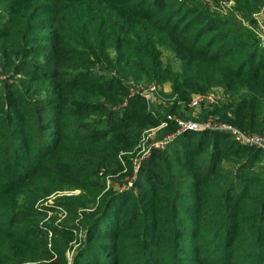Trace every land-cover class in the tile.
<instances>
[{
	"label": "rangeland",
	"instance_id": "obj_1",
	"mask_svg": "<svg viewBox=\"0 0 264 264\" xmlns=\"http://www.w3.org/2000/svg\"><path fill=\"white\" fill-rule=\"evenodd\" d=\"M152 1L0 0V264L261 263L264 151L227 133L234 148L214 158L211 130L180 129L224 123L228 94L175 55L194 33L202 49L207 18L225 34L212 51L263 48L264 0ZM120 44L159 76L123 78ZM209 92L213 105H190Z\"/></svg>",
	"mask_w": 264,
	"mask_h": 264
},
{
	"label": "trees",
	"instance_id": "obj_2",
	"mask_svg": "<svg viewBox=\"0 0 264 264\" xmlns=\"http://www.w3.org/2000/svg\"><path fill=\"white\" fill-rule=\"evenodd\" d=\"M151 4L154 9L158 10H161L164 7L163 0H153ZM184 11H186L185 17L191 16L193 13L197 12L193 8L185 9ZM162 29L164 30V27H162ZM201 31L202 34L208 36L207 39L199 43L200 46H202V49H193L198 44L197 42H199L197 41L199 36H197V33H194L195 37L194 40L190 42L191 45L189 43L181 44L184 46V49L183 51H178L175 57L180 61L189 59V61L195 66H197L198 62L204 67L207 66L208 71L203 78L216 77L223 82V85L226 88L225 93L228 95L225 97L224 102L221 103V105L219 103L213 109L215 115L219 114L220 120L244 131H261L264 126V47L258 48L255 45L253 46L251 41H247L237 47L226 50H223V47L221 51H212L211 42L216 41L218 45L223 46L222 42L225 37V34L220 29L218 21H212L209 18L205 19ZM169 34L172 38L171 33ZM125 40L121 43H124ZM148 46L149 44L146 47ZM123 48V45L120 44L119 48L116 50V52L120 53L122 56L117 58L115 64L117 67L119 63L122 62V66L119 67V69L125 71L122 73L123 78L127 79V77H130L134 82H137L138 75L136 70L138 68H144L143 72L150 75L148 69L151 67H154V71H152L153 74L150 78L159 76V73L155 69V64L151 62V59L144 55L146 52L143 53V61L142 59H139V63H136L137 54L130 52L123 53ZM175 91L179 90L176 89ZM219 105L221 106L220 108ZM47 109L48 107L43 104L38 112L43 114V111ZM134 109H136L137 113L144 111V100H141L139 104H136V106L130 110ZM108 111L111 112V114H114L112 113L113 111ZM123 116L125 117L121 122L130 121L131 118H134L136 115L131 112L129 113V111H125ZM123 127L126 128L125 125H123ZM205 134H207V132H203L202 134L194 133L193 135H197L199 138L200 135ZM203 138V142L208 140V146H211L209 153L212 154L214 152V158H217L222 151H228L230 148H234V142L231 141L232 138L227 133L210 132L207 136H203ZM229 139L230 142H224V140ZM158 157L159 156L155 155L154 159H157ZM152 173H154V171H152ZM150 177L154 178L155 176L150 175ZM257 188H259V191L255 195V198L257 197L255 207L258 210L260 221L262 215H264V184L262 183ZM249 192L251 193V191ZM105 228V230L111 231V225ZM258 237H260V239L255 242V245L253 246H256L259 252L257 253L254 251V254H259L258 258L261 263L258 264H264V233H260ZM251 256L253 255H247V262L251 260Z\"/></svg>",
	"mask_w": 264,
	"mask_h": 264
},
{
	"label": "built area",
	"instance_id": "obj_3",
	"mask_svg": "<svg viewBox=\"0 0 264 264\" xmlns=\"http://www.w3.org/2000/svg\"><path fill=\"white\" fill-rule=\"evenodd\" d=\"M217 100V95L213 92L209 93H202L194 95L190 100V105L192 107H199L201 105L203 106H210L213 105ZM180 129L189 127L195 129H208L211 130V132H223L230 134L236 141L245 144V145H252L257 148H260L264 151V138L260 135H254V134H248V133H242L241 131L237 130L235 127H232L231 125H227L225 123H219V122H210L204 123L202 125H195L188 123L187 125L185 123L179 122Z\"/></svg>",
	"mask_w": 264,
	"mask_h": 264
}]
</instances>
